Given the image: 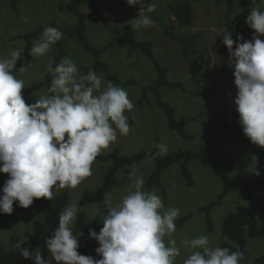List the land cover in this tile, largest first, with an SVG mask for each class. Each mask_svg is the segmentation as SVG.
Masks as SVG:
<instances>
[{"label": "rangeland", "instance_id": "obj_1", "mask_svg": "<svg viewBox=\"0 0 264 264\" xmlns=\"http://www.w3.org/2000/svg\"><path fill=\"white\" fill-rule=\"evenodd\" d=\"M11 1L0 0V56H8L14 49L23 51L24 42L15 40L14 37L18 34L27 33L40 24H48L53 21L57 24L55 28L63 29L76 23L74 14L59 8L60 4H64L68 0H18L17 5H15L17 12L13 9ZM169 1L138 0V4L129 5L127 0H92L80 7L82 12L87 14L85 32L91 45L102 48L111 43L101 60L106 61L111 72H118L121 81L129 79L136 81L135 84L124 87L134 104V109L130 113L131 121L128 120L130 132L126 136L118 133L117 140L109 148L103 150L101 154L116 150L120 155H131L141 150L151 151L155 144L167 146V153H163L158 147L162 156L178 150L197 152L204 148L223 123L230 122L233 124L232 127L222 140L215 143L214 147L206 152L207 157L212 160L216 159L219 154H225L231 161V167L227 172L228 177L234 178L240 173H245L251 181L253 180V171L258 163L259 152L264 151V147L253 144L244 134L239 123V114L233 102L237 93L234 83V67L229 64L230 54L227 46L220 41L223 34L219 35L221 32H227L223 22L225 3L217 0H197L193 3L192 14L194 19L191 24L187 28L177 27L173 30L175 36L182 37L199 32L204 33L195 42L198 50L204 54V60H199L196 55L183 57L180 52V45L168 39L156 23L155 26L149 28L137 29L133 27L137 41H152L153 54L168 70L167 79L170 82L179 83V87L175 88L162 86L159 92L162 100L174 109L177 118L196 117L193 122H189L185 126V130L194 136L192 140H185L176 132L170 131L167 116L156 106L153 92L147 90L142 93V86L151 85L156 79L150 61L140 51H135L127 58V46L117 42L122 26L131 25L133 23L131 21L138 17L141 7L147 9L149 5L154 4L155 10L148 13L153 19L152 16L163 14ZM171 1L176 3L179 0ZM254 1L246 0L242 8L238 5L239 1L235 0L234 5L237 14H239V19L246 21L250 9L255 8ZM258 8L264 11V0H260ZM43 30L31 41L32 44L40 40ZM234 30L231 31L234 32ZM253 35V29L240 34L244 40L248 41L252 39ZM259 38L264 41V35H260ZM56 44L52 45L50 51L43 56L33 57L30 55L28 62L23 66L25 70L21 72L19 69L16 77L25 81V87L35 83L45 75L47 64L53 60ZM207 44H210V48L207 47ZM62 47L67 51L65 58L72 59L78 68L91 65L92 54L84 51L76 40H63ZM235 47L234 44L233 50ZM220 59H223V62L219 61ZM219 69L223 71L216 78L209 74V72L212 73V70L215 74ZM97 74L102 76L101 73ZM102 77L105 82L108 81L104 76ZM41 95H46L45 89L28 95L25 97V102L27 104L35 103ZM141 97H143L142 103L140 102ZM228 108L232 111L231 115L234 119L227 115ZM125 114L127 115V113ZM109 165V161L95 160L92 165V175L84 178L75 189L64 188L55 191L54 197L60 192L68 193V202L63 210L73 200L79 206L82 191L96 189ZM133 167L137 170L138 175L142 174L145 178L153 170L154 163L140 161L120 168L115 176L113 186L99 202L79 206V211L85 212L87 221L93 218L98 220L95 228L97 234L103 227L102 220L107 213L106 205L115 207L122 202L123 195L127 194L129 190H135L133 179H130L128 175ZM187 169L192 179L191 186L186 185L180 164L175 163L165 169L160 178L165 188L164 197L156 187H152L150 190L157 191L162 197L165 210L174 207L180 209V215L175 220L176 231L171 237L175 239L181 253L176 258L175 264H183L184 259L191 252V249L184 247L182 243L185 238L191 240L195 236L206 234L210 237L211 247L220 246L222 221L227 213L236 212L250 215L259 223L264 222V213L255 205L254 199L243 200L237 188L231 189L221 200L213 202L212 200L222 190L221 181L197 159L189 161ZM7 179V174L0 173V191H2ZM210 201L213 202V207L207 217L198 209L206 206ZM16 213L19 217L17 222L0 225V243L5 250L9 249L10 236H14L18 243L23 241L24 233L32 230L33 220L40 218V214L33 209L24 213L16 210ZM180 218H184V220L178 225L177 221ZM91 242L98 244L94 238L91 239ZM247 252V264H252L256 257L264 253L263 239L260 237L248 238ZM17 264L33 263L25 261Z\"/></svg>", "mask_w": 264, "mask_h": 264}, {"label": "clouds", "instance_id": "obj_2", "mask_svg": "<svg viewBox=\"0 0 264 264\" xmlns=\"http://www.w3.org/2000/svg\"><path fill=\"white\" fill-rule=\"evenodd\" d=\"M129 5L138 0H127ZM155 5L141 7L131 27L137 29L155 26L148 15ZM245 23L254 30L250 41L230 32L223 34L222 43L230 54L229 64L234 67V98L239 123L253 144L264 147V11L251 8ZM63 38V33L46 26L39 41L33 44L30 55L43 56L52 45ZM236 45L233 50V45ZM23 51L14 49L8 56H0V173L8 179L0 196V213L11 214L13 204L28 208L34 199L52 200L57 190L75 189L84 178L92 175V165L101 152L128 135L129 117L134 109L128 92L111 81L105 82L94 70L81 74L70 58H62L53 68L50 61L46 71L52 74L47 95L27 104L23 96L25 81L14 75L16 62ZM25 67H20L23 72ZM167 153L166 145H157ZM259 174V173H257ZM135 190L122 196V202L107 207L100 232L89 229V238L99 243L94 259L78 253L79 235L73 234V224L79 211L73 200L59 215L58 227L46 241L51 259H46L39 247L30 251L16 247L25 259L34 264H175L180 248L171 237L176 231L175 220L179 208L165 210L157 191L144 190V178L133 167L129 172ZM166 238H168L166 240ZM231 247L210 246L206 234L183 240L191 252L183 264H240L243 253L227 236Z\"/></svg>", "mask_w": 264, "mask_h": 264}, {"label": "trees", "instance_id": "obj_3", "mask_svg": "<svg viewBox=\"0 0 264 264\" xmlns=\"http://www.w3.org/2000/svg\"><path fill=\"white\" fill-rule=\"evenodd\" d=\"M91 1L92 0H68L66 3L59 5V8L61 10L75 15L76 23L69 28H61L62 30L59 28L63 33V38L56 44V51L52 60V62H54L53 68H55V66L60 63L62 58H65L67 56V51L62 47L63 40L72 39L76 40L84 51L90 52L93 56L91 65L79 67L81 74H87V72L91 69L96 73H101L106 80L111 81L117 86H121L124 88L129 86L130 84H135L136 81L134 79L121 81L119 79L118 72H111L106 61H104L103 59L101 60L103 54L106 52L108 46L111 45V43L103 46L102 48L91 45L85 32L87 14H84L80 9L83 4H87ZM196 1L197 0H179L176 3H172V1L170 0L167 3L165 7L166 9L163 11L162 15L152 17L156 24L161 27L164 35L168 39L180 45V52L183 57L196 55L199 60H204V54L198 50L195 44L199 36L204 33L199 32L186 37L175 36L173 34V30L175 28H187L191 24L194 19V16L192 14L193 3ZM217 1L225 3L226 9L223 14V22L225 24L227 32H230L231 34L234 33V36H232V39L234 41L236 40V37L238 35L244 34L245 32H247V30L251 29L242 19H239V14H237V10L234 5L235 0ZM238 1V5L243 8L246 0ZM17 2L18 0L11 1L15 12H17V8H15ZM259 2L260 0L254 1L253 5L255 6V8H258ZM234 24L235 26L233 27ZM47 25L56 27L57 24L53 21H50L48 24H40L31 31L24 34H18L14 37L15 40H22L24 42L23 53L21 54L22 59L18 60V62L16 63V68L14 69L15 76L18 73L20 67L24 66L29 60L31 46L33 47L31 41L35 39V37H37L41 33L42 29H44ZM232 29H235L234 32L231 31ZM222 40L223 38H220V41ZM117 42L125 44L127 46V58L130 57L135 51H140L150 61L155 71L156 79L153 84L142 86V93H145L147 90L153 92L157 104L156 106L161 109L167 116L168 129L170 131L176 132L181 138L185 140H192L194 136L185 130V126L189 122H193L196 117L177 118L175 116L174 109L162 100L159 92L160 88L162 86H166L168 88L179 87V83H173L167 79L166 74L168 70L157 60V58L153 54L152 41H137L135 37V29H133L131 25L125 24L122 26L120 35L117 38ZM207 47L210 48V44H207ZM219 61L223 62V59H220ZM213 71L214 70H212V73L209 72V74L214 75L216 78L217 75L220 74L223 70L219 69L215 72V74H213ZM52 79V74L46 71L45 75H43L41 79L37 80L31 85L26 86L25 89H23L24 98L40 89H45L47 95V89L51 86ZM142 98L143 97H141L140 99L141 103ZM231 112L232 111L228 108L227 115L231 119H234L231 115ZM126 113L130 119L129 121H131V112ZM228 123H223L219 131L206 143L204 148L197 152L190 150H178L176 152H172L170 154L162 156L158 151L157 145L155 144L154 148H152L151 151L141 150L131 155H120L116 150H113L107 154L99 155L96 160L109 161L110 165L106 169L102 181L96 187V189L92 191H82L79 198V206L82 207L84 205L99 202L113 186L115 176L118 173L119 169L140 161H151L154 163L153 170L144 178V190L150 191L152 187H156L160 191L162 197H164L165 188L162 185L160 178L165 169H167L172 164H180L181 173L185 179V183L187 186H191L192 179L187 169V163L192 159H197L203 166L209 168L213 172V174L221 181L222 190L217 195V197L212 200L213 202L221 200L228 194L231 189L237 188L239 189L243 200H251L253 198L255 205L260 209L261 212L264 213V151L259 152L258 163L253 171V180L251 181L245 173H240L234 178L228 177L227 172L231 167V161L225 154H219L216 159L212 160H209V158L207 157L206 152L212 149L215 143L222 140L226 136L229 129L232 127L233 124H231L230 122ZM255 194L257 195L254 196ZM2 195L3 192L0 191V196ZM212 201H210L206 206L199 208L198 211L204 213L205 216L208 217V214L213 207ZM67 202V192H60L55 197H53L51 201L43 197L34 199L33 204L26 209L20 207L18 201H16L13 204L14 211L11 214L0 213V225L13 224L17 222L19 217L16 213V210H18L20 213L27 212L31 209L35 210L40 214V218L34 219L32 222V230L24 233L23 241L26 240V242L21 245V248H29L30 251H33L37 247H39L44 258L51 259V254L48 252L46 247V241L54 234V231L58 227L59 215L63 208L66 206ZM182 220H184V218H180L177 221V224L179 225L180 223H182ZM97 223L98 220L95 218L87 221L85 212L79 211L77 214V219L73 225V234H82L78 236L80 245L78 248V253L86 256H92L94 259L101 258L95 251L96 248L99 247V243L97 244L91 242V239L89 238V229L95 230ZM225 236L234 241L235 245H238L240 251H242L243 258L240 261V264H247L248 238L260 237L264 241V222L259 223L253 216L250 215L239 214L236 212L227 213L222 221L220 246L231 247V250L235 251L236 248L234 246L225 244ZM9 244V249L5 250L0 243V264H17L25 261H30L34 264V261L32 259H25L21 255L20 249L16 247L18 241L14 236H10ZM53 264H55L54 261ZM252 264H264V253L256 257L252 261Z\"/></svg>", "mask_w": 264, "mask_h": 264}]
</instances>
